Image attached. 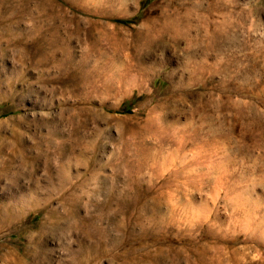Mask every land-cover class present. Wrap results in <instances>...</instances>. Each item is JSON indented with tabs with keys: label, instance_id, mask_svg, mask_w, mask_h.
I'll return each mask as SVG.
<instances>
[{
	"label": "rangeland",
	"instance_id": "obj_1",
	"mask_svg": "<svg viewBox=\"0 0 264 264\" xmlns=\"http://www.w3.org/2000/svg\"><path fill=\"white\" fill-rule=\"evenodd\" d=\"M26 199L60 215L17 204L0 264H264V0H0V216Z\"/></svg>",
	"mask_w": 264,
	"mask_h": 264
},
{
	"label": "bare ground",
	"instance_id": "obj_2",
	"mask_svg": "<svg viewBox=\"0 0 264 264\" xmlns=\"http://www.w3.org/2000/svg\"><path fill=\"white\" fill-rule=\"evenodd\" d=\"M185 11V10H184ZM191 12V11H190ZM180 13V12H179ZM177 11L175 12V13H173V15L171 16L172 18L170 19V21L165 25V26H162L161 27V30L162 31H164V30H170V31H172V32H174L175 33V35H176V38L178 39V37H187L188 35H189V29H188V23H187V21L189 20L188 18H189V16H191V14H189V10H186L184 13L183 12H181V14H182V16L179 14ZM184 16V17H183ZM183 17V18H182ZM73 20H76L75 18H73ZM216 24V23H215ZM211 26V25H210ZM218 26V25H217ZM155 27V26H154ZM221 27V26H220ZM159 30V29H158ZM214 31L215 30H213V32L212 33H210L211 34V36L212 37H214V41L216 42V39H217V34H214ZM216 35V36H215ZM175 38V39H176ZM210 38V37H209ZM172 39V38H171ZM213 41V40H212ZM187 42V41H186ZM206 50L205 51H207V48H205ZM157 63V62H156ZM196 64V63H195ZM197 64H198V62H197ZM200 65V67L199 68H197V72H196V75H200L201 73H202V70H204V69H206V66L205 65H202V64H199ZM208 68V67H207ZM212 68V67H211ZM214 69V68H213ZM213 69L211 70V71H213ZM207 70V69H206ZM216 70V69H215ZM173 71V70H172ZM218 71V70H217ZM212 73V72H211ZM173 75V74H172ZM171 75V76H172ZM170 76V75H169ZM182 76V75H181ZM180 81V80H179ZM177 86V85H176ZM175 88H177V87H175ZM185 94H186V92H185ZM253 107V105H251V107L249 106V108H250V110H251V108ZM192 119V118H191ZM154 126V125H153ZM162 127V126H161ZM166 127V126H165ZM164 129V128H163ZM160 130V129H159ZM158 131V130H157ZM241 133V132H240ZM210 134V133H209ZM164 135V134H163ZM183 141V140H182ZM162 144V143H161ZM181 146V145H180ZM181 148H183V147H181ZM160 149V148H159ZM159 149H157V150H159ZM162 149V148H161ZM164 149H165V147H164ZM223 149V148H222ZM247 149V148H246ZM72 151H73V149H71ZM155 150V149H154ZM168 150V149H167ZM179 150V149H178ZM166 151V150H165ZM168 152V151H167ZM170 152V151H169ZM182 152V151H181ZM185 152H186V150H185ZM59 154V153H58ZM65 154V153H64ZM61 155V156H65V155ZM178 154V153H177ZM158 155H159V153H158ZM186 155V154H185ZM181 156V155H180ZM186 159V158H185ZM161 160V159H160ZM179 160V159H178ZM184 159H182V161H183ZM157 161V160H156ZM159 161V160H158ZM171 161H172V159H171ZM184 162V161H183ZM186 162V161H185ZM159 163V162H158ZM160 163H161V161H160ZM160 163H159V165H160ZM162 164V163H161ZM186 164H188V163H186ZM154 165H156V164H154ZM158 165V164H157ZM174 165V164H173ZM182 165V164H181ZM163 166V165H162ZM169 166V165H168ZM185 166V165H184ZM175 167V166H174ZM183 167V166H182ZM156 168H158V167H156ZM163 168V167H162ZM165 168V167H164ZM177 168V167H176ZM175 168V169H176ZM180 168V167H179ZM186 168V167H185ZM187 169V168H186ZM3 170L5 171V172H8L9 170H11L10 169V166H8V165H6V166H4L3 167ZM62 170V171H61ZM161 170V169H160ZM60 171L61 172H64L65 174L67 173V169L64 167V168H61L60 169ZM157 171V170H156ZM163 172H164V170H162ZM177 171V170H176ZM183 171V170H182ZM159 172V171H158ZM175 174V173H174ZM188 175V174H187ZM179 176V175H178ZM81 177V176H80ZM175 177H176V175H175ZM180 177V176H179ZM186 177V176H185ZM82 178V177H81ZM80 178V180L82 181L83 179H81ZM173 180V179H172ZM169 193V192H168ZM48 200L49 199H46L45 200V203L44 204H41V203H38V202H33V204L32 205H30L29 204V202L27 201V199H26V201H24V200H20L19 202H15V200H14V202H9V203H7V205H5V207H6V209L5 210H3V212H1L2 213V215L0 216V221H1V224L2 225H5V226H7V227H9L12 223H15L16 222V220L17 219H19V218H23V212H22V210L20 211V210H18L17 208H16V205L18 204L19 206H20V209H26V208H30V207H33V208H43V210L44 211H46V213H47V217H45V221H43V222H41V224H40V228H41V230H43V229H45V225H47V226H52V228L54 227V223H55V221H54V217L59 213H57V211L54 209V208H48L49 206L48 205H46L47 204V202H48ZM171 200V199H170ZM58 215H60V214H58ZM57 222V225L59 226V223H58V221H56ZM44 231V230H43ZM50 231V230H49ZM32 254V256H35V255H37V253H38V249H35V250H33L32 252H31ZM30 255V256H31ZM22 259L21 258H19V259H17V264H22ZM76 264H91V260L89 259V258H87V259H85L84 257H82V258H80L79 259V261L76 263Z\"/></svg>",
	"mask_w": 264,
	"mask_h": 264
}]
</instances>
